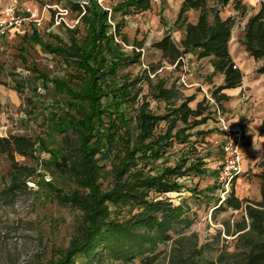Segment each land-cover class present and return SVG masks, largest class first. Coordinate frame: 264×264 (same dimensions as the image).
Segmentation results:
<instances>
[{
    "label": "trees",
    "instance_id": "obj_1",
    "mask_svg": "<svg viewBox=\"0 0 264 264\" xmlns=\"http://www.w3.org/2000/svg\"><path fill=\"white\" fill-rule=\"evenodd\" d=\"M88 1L89 5L75 6L82 14V38H77L72 29L68 30V43H44L36 30L29 36L71 70L66 79L38 75L42 86L50 85L57 98L45 122L52 135L61 136L60 147L48 150L40 137H0L1 155L36 158L39 146L50 156L52 167L77 186L68 195H58L78 212V217L68 247L47 264H156L163 254L161 247L169 243L176 258L171 264H222L221 259H203L197 237L185 235L192 223L184 207L159 198L179 192L181 177L205 174V157H191L187 151L173 165L156 166L174 143L194 147L189 141L190 131L207 123L208 107L201 102L192 110L188 106L192 96L180 99L173 86L166 88L163 82L153 85L147 71L142 80L147 81L148 95L166 104L163 115L153 114L146 96H140L141 79L121 82L117 76L120 68L140 62V51L125 52L122 45L128 40L122 34L123 22L112 25L107 22V12L96 6L97 0ZM149 3L150 0H124L111 9L110 19L114 20L112 14L118 11L124 16L145 11ZM209 3L222 9L230 0H182L179 14L198 12L197 22L183 27L178 44L165 35L152 46L161 52V61L171 66L192 52L199 60L208 59L213 73L223 76L222 85L211 93L218 104L227 99L222 94L224 90L241 85L242 73L230 54L236 19L208 23ZM236 11L241 18L246 16L244 9L237 7ZM245 20L239 43L249 57L264 61V2ZM155 71L152 67L149 72ZM258 73L264 74V64ZM172 100H180L179 105L168 106ZM162 122L165 129L157 133ZM261 130L264 131V121ZM194 134L204 137L210 133ZM258 167L259 201L242 202L232 190L224 200L226 207L243 209L244 213L235 227L238 237L234 264H264V154ZM105 182H109L106 188Z\"/></svg>",
    "mask_w": 264,
    "mask_h": 264
},
{
    "label": "rangeland",
    "instance_id": "obj_2",
    "mask_svg": "<svg viewBox=\"0 0 264 264\" xmlns=\"http://www.w3.org/2000/svg\"><path fill=\"white\" fill-rule=\"evenodd\" d=\"M10 0H0V6H6ZM124 0H97L96 6L107 12V22L112 25L123 22L122 34L128 43L122 45L125 52L141 54L140 62L124 66L118 72L121 82L141 79V95L147 98L149 108L155 115H163L166 104L163 101L152 99L149 94V86L145 79V72L153 83L163 82L166 88L173 86L180 99L187 98L190 87L195 94L202 97V103L208 107L209 120L191 130L190 142L193 148L185 144H176L166 151L163 158L157 161L156 166L173 165L175 160L185 152L191 157L204 156L203 175L183 176L178 181L182 185L179 192H171L160 195L161 199H168L175 206L182 205L185 214L191 221L190 231L185 235H195L198 245L202 246L203 259L218 261L222 264H234V253L238 234L235 231L236 224L242 221L243 209L235 210L226 207L224 200L230 191H234L235 197L242 201H259L258 174L261 169L259 162L251 161L248 169L234 179L226 194L221 193L216 184L214 167L221 158V137L218 133L217 119L214 108L205 102V92L211 95L220 86L218 74L209 71L210 61L199 60L196 52L184 56V63L173 67L161 61V52L153 48L152 44L165 35L178 44L182 39L183 27L187 24H195L199 13L194 11L179 14L182 0H150L149 8L145 11H134L123 15L118 11L113 19H110L111 9ZM41 19L40 23H31L25 31L12 32L0 39V137L9 134L25 135L32 139L44 140L48 150L54 151L60 147L61 136L52 135L48 131L46 118L57 103V98L52 87H42L39 74H45L50 78H68L71 70L66 68L59 58L45 52L42 47L35 44L29 36L36 30L44 43H68L69 29L75 31L77 38L85 34L84 26L79 18L76 5H89L88 0H28ZM264 0H230L228 6L219 9L214 3L208 4L206 18L208 23L216 19L225 20L230 17L236 19L233 27V40L239 41L242 36L244 21L259 9ZM58 6L66 10L65 15H59L55 19L53 9ZM244 9L246 16L241 18L236 8ZM59 18L64 21L56 23ZM236 42L232 45L234 54L238 51ZM142 44V48L138 45ZM243 59H248L243 53ZM247 66V64H246ZM155 72H149L151 68ZM255 67L258 73L259 66ZM185 77L186 86L180 82V77ZM41 86L42 91L37 92ZM200 102V103H201ZM221 101L218 107L225 111ZM179 101L172 100L168 106L179 105ZM196 102H190L194 107ZM134 108H130L134 117ZM20 114L25 115V120L20 121ZM181 125L178 124V127ZM165 123L159 124L157 133L164 131ZM209 132L207 136H196L194 133ZM50 134H49V133ZM194 149V150H193ZM36 158H24L18 155L8 156L0 154V264H47L55 259L59 253L65 250L74 234V227L78 212L65 204L60 195H68L76 190L74 182L57 172L51 165L50 156L37 146ZM196 158V157H195ZM192 158V159H195ZM190 160V164L193 160ZM188 164V166L190 165ZM110 169V163H106ZM150 167V166H149ZM146 168V171L149 170ZM109 182L104 183V188ZM17 184L19 187L14 188ZM171 244L162 246L163 254L156 264H171L175 262Z\"/></svg>",
    "mask_w": 264,
    "mask_h": 264
},
{
    "label": "crops",
    "instance_id": "obj_3",
    "mask_svg": "<svg viewBox=\"0 0 264 264\" xmlns=\"http://www.w3.org/2000/svg\"><path fill=\"white\" fill-rule=\"evenodd\" d=\"M245 22L246 20L244 21V25ZM234 42H236L235 45L237 46L238 51L247 56L248 59H243L239 52L236 54L233 53L231 49ZM230 54L234 63L242 73V81L239 87L224 90L222 92L227 98L222 102V106L225 109V111L222 110V112L226 115L230 124L239 125L245 123L246 125V141L241 148V168L242 172H245L251 161L255 160V162H260V157L264 154V131L261 130V124L262 121H264V74H256L254 72V66L260 65L261 67L262 64H264V61H255L249 57L239 41L233 40V36L230 44ZM209 71H214L211 64ZM218 76L220 85H222L223 76L220 74H218ZM0 91H2L1 88ZM187 92V94H189L187 95L188 97L195 94L193 87H190ZM192 97L194 98L192 102L195 101L196 105L192 107L189 103L188 106L194 110L197 104L202 101V97Z\"/></svg>",
    "mask_w": 264,
    "mask_h": 264
},
{
    "label": "built area",
    "instance_id": "obj_4",
    "mask_svg": "<svg viewBox=\"0 0 264 264\" xmlns=\"http://www.w3.org/2000/svg\"><path fill=\"white\" fill-rule=\"evenodd\" d=\"M27 1L28 0H10L6 6H0V39L12 32L25 31V28L31 23H40L41 19L38 18L33 7L29 5ZM53 9L58 10V12H55V19H58L59 15L63 16L66 14V10H61L58 6H54ZM61 20L70 28L69 24H67L63 18H59L56 24L59 25ZM178 62H180V65L184 63V57L179 59L172 66L176 67ZM180 82L186 86L184 76L180 77ZM42 87L39 86L37 88L38 93L42 91ZM204 98L206 104L214 108V114L217 119L218 133L221 137V158L219 163L214 167V173L216 184L220 188L221 193L226 194L229 191L231 182L236 179L242 171L241 148L246 141V125L245 123L239 125L230 124L226 115L218 107V104L212 96L205 92ZM2 105L0 96V107H2ZM25 119V115L20 114L19 120L23 121ZM3 130L5 131L6 127L0 128L1 133H3ZM3 135H6V133H3Z\"/></svg>",
    "mask_w": 264,
    "mask_h": 264
}]
</instances>
